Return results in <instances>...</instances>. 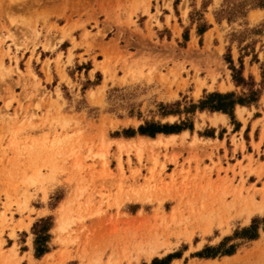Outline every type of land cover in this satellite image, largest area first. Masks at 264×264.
<instances>
[{
  "label": "rangeland",
  "instance_id": "rangeland-1",
  "mask_svg": "<svg viewBox=\"0 0 264 264\" xmlns=\"http://www.w3.org/2000/svg\"><path fill=\"white\" fill-rule=\"evenodd\" d=\"M263 61L264 0H0V264H264Z\"/></svg>",
  "mask_w": 264,
  "mask_h": 264
},
{
  "label": "bare ground",
  "instance_id": "bare-ground-1",
  "mask_svg": "<svg viewBox=\"0 0 264 264\" xmlns=\"http://www.w3.org/2000/svg\"><path fill=\"white\" fill-rule=\"evenodd\" d=\"M217 118H215V119H212V122L213 123H217ZM124 122V121H123ZM128 122V121H127ZM116 123V122H115ZM118 124V123H117ZM171 137H173V136H171ZM146 139V138H145ZM125 140V139H124ZM142 140H143V138H142ZM150 141V140H149ZM153 141H156V140H153ZM162 141V140H161ZM138 142V141H137ZM140 186V185H139ZM138 188V187H137ZM137 188H135L136 189V192H135V190H133V194L131 195L132 197H133V200H132V203L133 202H137V201H139V202H141V204L142 203H144V201L146 200V196H144V194L142 193V192H140V190L139 191H137ZM142 188V187H141ZM125 193V192H124ZM135 193V194H134ZM130 198V197H129ZM175 206V205H174ZM176 207V206H175ZM252 209V208H251ZM255 210H259V211H264V205L263 206H261V207H255ZM184 236V235H183ZM153 238V237H152ZM146 240L148 239V238H145ZM142 244L143 245V243H144V240L143 239H141L140 240V242L139 241H137V243H136V245H138V244ZM142 245H139V247H137L138 249H137V251L138 252H140L141 253V256H143L147 261H153V258H154V256H160V255H165V254H168L170 251H171V249H170V247H169V245H168V243H164V242H159L158 244H153V243H151L149 246L147 245L145 248H143V246ZM136 250V249H135ZM161 250H164V253H162V251ZM139 256H140V254H139ZM172 263V262H171Z\"/></svg>",
  "mask_w": 264,
  "mask_h": 264
},
{
  "label": "trees",
  "instance_id": "trees-1",
  "mask_svg": "<svg viewBox=\"0 0 264 264\" xmlns=\"http://www.w3.org/2000/svg\"><path fill=\"white\" fill-rule=\"evenodd\" d=\"M262 81L260 83L261 85V88L264 89V61L262 62ZM244 79H239V82H243ZM218 96H222V95H219L217 94ZM257 95H259L257 93V91H251V95H247V97H245L246 99L242 98V97H238V99H233L231 102L228 103V105H221V104H218V105H212L211 108L212 109H217V110H228L229 108H233L236 101L238 103H244V102H251V101H256L257 100ZM235 96L234 94H228V95H225V97L229 98V97H233ZM248 98V99H247Z\"/></svg>",
  "mask_w": 264,
  "mask_h": 264
},
{
  "label": "crops",
  "instance_id": "crops-1",
  "mask_svg": "<svg viewBox=\"0 0 264 264\" xmlns=\"http://www.w3.org/2000/svg\"><path fill=\"white\" fill-rule=\"evenodd\" d=\"M215 118H217V117H215ZM215 118H212V119H215ZM219 118H217V120H218Z\"/></svg>",
  "mask_w": 264,
  "mask_h": 264
}]
</instances>
